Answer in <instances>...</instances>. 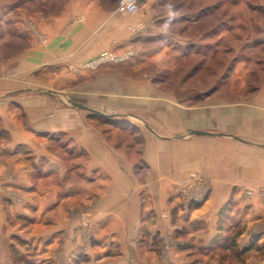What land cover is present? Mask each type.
Returning a JSON list of instances; mask_svg holds the SVG:
<instances>
[{"label":"crops","instance_id":"crops-1","mask_svg":"<svg viewBox=\"0 0 264 264\" xmlns=\"http://www.w3.org/2000/svg\"><path fill=\"white\" fill-rule=\"evenodd\" d=\"M228 1L222 28L217 0H141L134 14L112 13L115 0H64L58 11L56 0H0V24L10 22L21 43L11 57L0 50V208H84L93 246L112 264H264V0ZM220 49L229 66L218 76ZM129 50L127 61L84 67L103 51ZM188 53L200 60L183 84L200 87L175 98L193 107L181 110L183 122L173 111L156 115L158 135L142 129L139 158L67 103L72 86L89 99L93 80L100 98L113 77L146 96L147 69L162 73L172 68L168 54ZM137 160L148 174H136ZM189 172L207 179L210 193L185 208ZM159 240L171 244L165 255ZM65 243L76 259L92 248Z\"/></svg>","mask_w":264,"mask_h":264},{"label":"rangeland","instance_id":"rangeland-1","mask_svg":"<svg viewBox=\"0 0 264 264\" xmlns=\"http://www.w3.org/2000/svg\"><path fill=\"white\" fill-rule=\"evenodd\" d=\"M22 1L23 0H19V2ZM56 1L57 5L55 4V8H57L58 11L63 5L64 0ZM217 1V8L219 9L217 12L218 24L223 21L222 28H227L228 24L225 23L226 18L224 14L229 15L231 13V8L229 4H227L229 1ZM239 1L240 0H237V2H235L232 0V2H234L232 7L235 8V5H237ZM156 2L159 5L161 0H156ZM104 6L113 7L112 0H105ZM39 7L40 6L36 9L38 10ZM9 23L10 22H5V24H0V32L3 34L1 39H4L0 41V50L6 48L8 52H5L3 56L11 57L21 43L16 41V33ZM172 30L176 32V27H173ZM229 39L232 40L235 39V37H230ZM224 42H221V46L224 45ZM3 44H5V46H3ZM220 50L222 53H217L214 59L215 62L213 61L218 76L223 75L226 72V68L229 66V64L225 62L226 57L223 53L224 50ZM233 55L234 57L237 56L235 52H233ZM168 58L171 59V66H169L172 68L162 71V73H156L155 70L149 72L147 69V74L151 77V82L150 85H148V89L150 90L146 92V96L137 95L133 97L129 95L128 83L126 80L121 79L114 82L115 78L113 77V79L109 78L108 81L107 79L105 80L104 87L105 90L109 92L104 93L100 98L94 95L92 96V94H96L98 87L93 80L90 81L88 87L85 89V91L88 89L87 91L90 93L89 99H86V97L80 95V93L78 95L81 87L80 85L72 86L74 97L73 100L69 98L70 100H68L67 103L74 108H78L77 106H83L82 102L85 101L90 107L98 109L104 115L110 116L119 113L126 115L119 120V118H109L89 112V119L98 126H104L107 132H110L108 135L109 138L115 142H119L121 146L131 144V146L137 147V158H139V147L142 145L143 136L142 129L143 131L151 132L155 136L158 135V131L154 127V119H158L156 115L160 116L162 112L166 113L168 111H173L172 114L174 117L176 116L174 121L178 120L183 122V120H181V110H191L194 104V100L191 98L188 100H179L175 97L176 93L184 88L192 90L199 86L191 81L187 84H183V82L187 80L186 77L191 72L194 64L200 60L199 56L188 53L184 59L177 54H168ZM227 58L229 59V57ZM106 65H114V63L105 64L96 69L89 70L96 72L99 68ZM153 74L156 76L155 78ZM125 88L126 91H124ZM61 89L64 90L65 88ZM67 89H69V87H67ZM138 90H140V88ZM41 91L43 92V90ZM52 93L57 94V91L56 93L54 91ZM133 93L137 94L140 92L131 90V94ZM203 103H206V101L201 100L200 104ZM151 117L153 119H151ZM128 121L133 125L131 124L128 126ZM184 121H186V118ZM182 135L183 133L181 134L178 132L170 134V136L175 137H180ZM137 161V165L135 166L136 174L139 176L148 174L149 169L146 165L139 160ZM186 180V189L184 192L182 191L180 196L182 206L188 208L203 203L210 193L209 181L195 172H189ZM250 193L251 192H248V195H250ZM14 199L19 200L16 196H14ZM55 210L56 213H54ZM0 214L2 216L0 218V264H112L111 259H101L99 248L93 246V221L87 215L84 208H41V211H38V208H0ZM162 217L165 219L166 215L163 214ZM64 218L72 221L71 225L66 228ZM66 239L74 243L73 247H76L79 252L85 251V249L88 250L92 247L90 249L91 251L88 250L89 254L84 253L81 255L82 257L78 256L77 259L74 257L71 258V253L74 249L70 250V247H66ZM162 240H159L160 245L157 246L159 256H161V254L165 255L171 248L169 241H164L162 243Z\"/></svg>","mask_w":264,"mask_h":264},{"label":"built area","instance_id":"built-area-1","mask_svg":"<svg viewBox=\"0 0 264 264\" xmlns=\"http://www.w3.org/2000/svg\"><path fill=\"white\" fill-rule=\"evenodd\" d=\"M141 0H116L115 10L112 13L123 12L126 14H134L139 11ZM139 25L134 26L132 30H136ZM135 54L134 50L126 51L120 55H116L111 51L101 52L94 60L88 62L84 67L88 69H96L99 66L111 63H120L127 61Z\"/></svg>","mask_w":264,"mask_h":264},{"label":"water","instance_id":"water-1","mask_svg":"<svg viewBox=\"0 0 264 264\" xmlns=\"http://www.w3.org/2000/svg\"><path fill=\"white\" fill-rule=\"evenodd\" d=\"M79 109H82V110H85V111H88V112H91L93 114H97V115H100V116H104V117H109V118H112V117H117L116 115H110V116H107V115H104L96 110H93L91 108H88L86 106H81V105H78L77 106ZM191 134H194V135H204V136H213V135H221V134H212L210 132H206V131H197V130H194L191 132Z\"/></svg>","mask_w":264,"mask_h":264},{"label":"trees","instance_id":"trees-1","mask_svg":"<svg viewBox=\"0 0 264 264\" xmlns=\"http://www.w3.org/2000/svg\"><path fill=\"white\" fill-rule=\"evenodd\" d=\"M115 4H116V0H115Z\"/></svg>","mask_w":264,"mask_h":264}]
</instances>
